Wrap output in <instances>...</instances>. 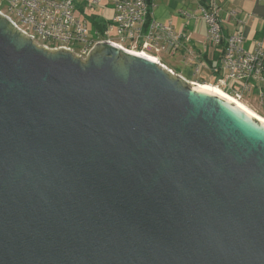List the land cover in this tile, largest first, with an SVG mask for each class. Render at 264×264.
Returning <instances> with one entry per match:
<instances>
[{"label": "water", "instance_id": "95a60500", "mask_svg": "<svg viewBox=\"0 0 264 264\" xmlns=\"http://www.w3.org/2000/svg\"><path fill=\"white\" fill-rule=\"evenodd\" d=\"M0 264H264V128L110 43L0 15Z\"/></svg>", "mask_w": 264, "mask_h": 264}, {"label": "built area", "instance_id": "2783aa9c", "mask_svg": "<svg viewBox=\"0 0 264 264\" xmlns=\"http://www.w3.org/2000/svg\"><path fill=\"white\" fill-rule=\"evenodd\" d=\"M155 1L0 0V15L5 16L24 36L49 50H68L86 57L96 46L110 43L127 52L146 53L162 64L157 53L177 49L181 33H176L171 25L152 17ZM206 1V4L199 6L198 13L207 24V38L219 45L224 42L221 6L217 0ZM101 3L112 10L111 16H100L106 23L103 32L93 28L91 17L95 15L87 14L88 4L95 6ZM235 13L231 10L230 16ZM243 41V37L237 33L226 38L221 65L215 68L217 73L224 71V77H219L217 86H223L226 89L220 87L222 90L239 100L257 90L260 100H263L264 45L259 42L253 51H249L244 49Z\"/></svg>", "mask_w": 264, "mask_h": 264}, {"label": "crops", "instance_id": "0c3cea01", "mask_svg": "<svg viewBox=\"0 0 264 264\" xmlns=\"http://www.w3.org/2000/svg\"><path fill=\"white\" fill-rule=\"evenodd\" d=\"M206 0H156L152 8V17L164 24L172 26L176 33H181L178 48L173 51H161L172 57H179L193 75H201L202 81L189 80L183 72L176 73L174 69L164 63L176 75H181L189 82H206L210 76H216L218 84L219 77H224V71L215 72V68L220 67L225 40L231 34L237 33L243 37V47L245 50L253 51L257 43L264 45V0H217L221 6L222 34L224 42L215 45L207 38V24L201 19L198 8L206 4ZM236 13L230 16V11ZM160 59V58H159ZM199 71L196 72V69ZM216 84V85H215ZM264 91V83L261 84ZM220 88V87H219ZM258 96V91L253 92ZM245 97V96H244ZM260 99V98H258ZM261 102L260 100H258ZM244 102V101H243ZM255 112L264 116V99L261 106L251 104V101L244 102Z\"/></svg>", "mask_w": 264, "mask_h": 264}, {"label": "rangeland", "instance_id": "374dc122", "mask_svg": "<svg viewBox=\"0 0 264 264\" xmlns=\"http://www.w3.org/2000/svg\"><path fill=\"white\" fill-rule=\"evenodd\" d=\"M87 14L88 15H95V16H102L105 15L107 17L111 16L112 14V10L110 7H103L102 3L101 4H96L95 6H91L90 4H88L87 6ZM2 17L0 16V19ZM3 19V18H2ZM116 41H119L121 42L122 44H124L125 46L129 47L130 45L127 44L126 42L124 41H121L119 38H114ZM96 48H98L97 46L93 49L95 50ZM139 46L136 47V49H138ZM151 53H155V52H151ZM158 57L160 58V60H162L164 63H166L168 66L172 67L174 69V71L176 73H179L180 71L183 72L184 76L188 77L189 80H196V81H202V79H200V76L201 75L199 73V75H193L192 73L189 72V70H186L185 69V65L182 63V60L181 58L179 57H172V56H169L167 55L166 53H157ZM87 57V56H86ZM187 80V79H186ZM188 81V80H187ZM205 81H209L208 83H216L217 79H216V76H210L207 80ZM222 88H224L223 86H220ZM226 89V88H224ZM259 97H256L254 95H248V94H245V97L241 100L242 102H246L247 100L251 101V104L254 105L255 102H257V105H259V107L261 106V102L263 103V100H260L258 99ZM258 100H260L261 102H259Z\"/></svg>", "mask_w": 264, "mask_h": 264}, {"label": "bare ground", "instance_id": "6f19581e", "mask_svg": "<svg viewBox=\"0 0 264 264\" xmlns=\"http://www.w3.org/2000/svg\"><path fill=\"white\" fill-rule=\"evenodd\" d=\"M133 54L139 55V56H144L146 58H149L151 60H154V57L149 56L146 53H140V52H132ZM217 86V85H216ZM193 87H197L212 93L217 94L218 96H220L221 98H223L225 101H227L228 103H230L232 106H234L235 108H237L239 111H241L243 114H245L246 116H248L250 119H252L254 121V118H257L258 120H260L261 125L264 128V116L255 112L252 108H250V106H248L247 104H245L244 102H242L241 100L232 97L231 95H229L228 93H226L224 90H222L221 88L215 87L213 86V84L211 83H201V82H193Z\"/></svg>", "mask_w": 264, "mask_h": 264}, {"label": "trees", "instance_id": "16d2710c", "mask_svg": "<svg viewBox=\"0 0 264 264\" xmlns=\"http://www.w3.org/2000/svg\"><path fill=\"white\" fill-rule=\"evenodd\" d=\"M91 21H92L93 28L95 30H100V32H103L104 29L106 28V23L99 16H92ZM201 83H206V82H201Z\"/></svg>", "mask_w": 264, "mask_h": 264}]
</instances>
